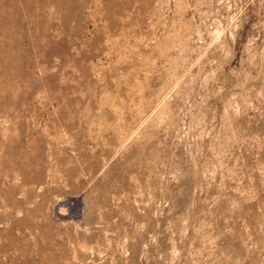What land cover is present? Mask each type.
Here are the masks:
<instances>
[{
    "label": "rangeland",
    "instance_id": "obj_1",
    "mask_svg": "<svg viewBox=\"0 0 264 264\" xmlns=\"http://www.w3.org/2000/svg\"><path fill=\"white\" fill-rule=\"evenodd\" d=\"M0 264H264V0H0Z\"/></svg>",
    "mask_w": 264,
    "mask_h": 264
}]
</instances>
